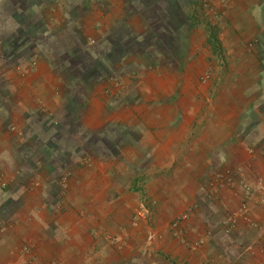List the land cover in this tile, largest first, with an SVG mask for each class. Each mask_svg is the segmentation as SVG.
<instances>
[{"label": "crops", "instance_id": "1", "mask_svg": "<svg viewBox=\"0 0 264 264\" xmlns=\"http://www.w3.org/2000/svg\"><path fill=\"white\" fill-rule=\"evenodd\" d=\"M248 4L256 22H197L201 55L169 74L175 98L141 142L146 219L111 165L59 148L36 117L63 102L49 65L0 54V264H264V0ZM243 206L252 225L230 228Z\"/></svg>", "mask_w": 264, "mask_h": 264}, {"label": "rangeland", "instance_id": "2", "mask_svg": "<svg viewBox=\"0 0 264 264\" xmlns=\"http://www.w3.org/2000/svg\"><path fill=\"white\" fill-rule=\"evenodd\" d=\"M55 1L50 14L45 6H35L47 0L2 1L0 54L18 57L8 59V67L30 57L49 65L63 102L54 121L44 112L36 117L46 129H54L59 148L81 146L88 161L103 159L111 165L112 173L128 183L140 202L136 216L142 219L141 210L150 212V163L143 155L142 138L167 111L164 98H175L169 74L175 68L181 72L190 65V57L201 55L204 46L194 42L195 24L256 22L254 5L240 8L239 0ZM20 8L25 14L16 13ZM31 8L33 15L27 11ZM53 17V22H41ZM179 25L182 32H169ZM38 127L44 137L45 128ZM64 156H58L61 162ZM10 191L6 187L4 194Z\"/></svg>", "mask_w": 264, "mask_h": 264}, {"label": "built area", "instance_id": "3", "mask_svg": "<svg viewBox=\"0 0 264 264\" xmlns=\"http://www.w3.org/2000/svg\"><path fill=\"white\" fill-rule=\"evenodd\" d=\"M235 175V174H234ZM6 183L2 182L0 184V198L3 196L5 189H6ZM147 215L146 210H141L138 213V216L142 219H144ZM184 218H181L180 220H176L173 222L171 225L172 229V234L175 238H177L182 244L187 243L186 240L184 239V236L182 235L181 231L179 230V225L181 220H184ZM239 223H244L247 225H252V219L249 216V210L247 206L241 207L238 211L234 212L227 220V225L230 228H234L237 226Z\"/></svg>", "mask_w": 264, "mask_h": 264}, {"label": "trees", "instance_id": "4", "mask_svg": "<svg viewBox=\"0 0 264 264\" xmlns=\"http://www.w3.org/2000/svg\"><path fill=\"white\" fill-rule=\"evenodd\" d=\"M50 0H47V2H39V3H37V4H35V6H37V7H41L42 5L43 6H45L46 7V9L48 10V12H49V14H50V12H51V10H53L54 9V3L56 2L55 0H51L50 2H49ZM52 3L51 5H49V3ZM70 8H74L73 6H71ZM29 10V13L31 12V14H32V8L31 9H27V11ZM17 14H25V10L24 9H22V8H20V9H17V12H16ZM68 14V16H70V17H73L74 15H73V12H68L67 13ZM33 15V14H32ZM55 20V18L53 17L52 19H50V18H47V20L45 19V20H41V22H53Z\"/></svg>", "mask_w": 264, "mask_h": 264}]
</instances>
